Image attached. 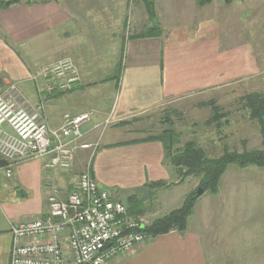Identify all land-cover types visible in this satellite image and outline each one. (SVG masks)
<instances>
[{
    "label": "crops",
    "instance_id": "1",
    "mask_svg": "<svg viewBox=\"0 0 264 264\" xmlns=\"http://www.w3.org/2000/svg\"><path fill=\"white\" fill-rule=\"evenodd\" d=\"M148 1L156 4L154 20L145 0L137 7L131 0H52L0 8V94L16 84L32 106L43 105L51 129L60 128L66 115L92 116L80 140L92 147L76 150L69 172L47 170V158L22 160L0 188V264H10L12 225L44 216L48 197L55 190L63 197L70 193L87 166L108 187L92 168L104 157L124 152L121 160L136 171L137 187L169 177L162 143L118 141L120 131H138L125 122L173 104L187 106L189 98L213 94L251 73L250 53L222 48L224 27L205 13L206 6L196 0ZM152 25L160 35L141 37ZM63 59L74 62L79 81L71 91L40 95L37 89L46 82L35 83L33 77ZM27 82H33V92L22 90ZM129 151L146 158L131 166ZM113 187L118 186L108 188ZM245 207L220 214L214 207L197 208L186 232L149 238L109 264H264V207Z\"/></svg>",
    "mask_w": 264,
    "mask_h": 264
},
{
    "label": "built area",
    "instance_id": "2",
    "mask_svg": "<svg viewBox=\"0 0 264 264\" xmlns=\"http://www.w3.org/2000/svg\"><path fill=\"white\" fill-rule=\"evenodd\" d=\"M33 81L46 82L37 89L40 95L65 93L79 74L71 59H63L42 67ZM42 109V104L32 106L16 84L0 94V160L7 162V177L19 161L29 159L47 158V170H69L76 150L92 147L80 142L90 113L66 115L60 128L51 129ZM47 204L44 216L12 225L10 264H109L150 238L143 230L148 223L130 215L125 204L98 183L90 165L76 177L70 193L63 197L55 190Z\"/></svg>",
    "mask_w": 264,
    "mask_h": 264
},
{
    "label": "rangeland",
    "instance_id": "3",
    "mask_svg": "<svg viewBox=\"0 0 264 264\" xmlns=\"http://www.w3.org/2000/svg\"><path fill=\"white\" fill-rule=\"evenodd\" d=\"M133 1V6L137 7L144 0ZM159 3L163 4L162 1H158V5ZM155 5L153 2L154 10ZM208 6L205 7V13L208 11L210 15L214 14L215 19L219 18V25L224 27L219 34L222 48L234 52L243 50L246 54L250 53L252 56L251 73L242 74L235 81L213 91V94L204 93L189 98L187 106L173 104L152 115H145L125 122L123 124L125 126L134 123L130 130L138 131L130 134L120 131L118 141L157 136L172 126L177 133L181 134L182 144L195 141L205 150L209 158L221 157L226 149L239 153L264 149L259 126L249 118L248 112L241 102L242 97L251 92L264 94V0H236L230 5H227L224 0H213L210 7ZM135 11L136 9L133 10L134 13ZM154 17H156L155 11ZM150 20L154 19L150 17ZM225 29H227V33L224 32ZM21 87L22 90L28 89V92H33L34 85L33 82H27ZM210 101H214L216 106L222 108L221 113H226L227 118L222 120L220 127H217V123L211 122L213 116L211 107L203 106ZM121 153L118 156H110L114 160L119 159L120 161L113 162L109 160L110 157H104L102 162L97 163L96 168H92L96 176L102 178L108 187L114 185L119 187L112 189L105 184L107 189H111L115 199L123 202L125 206L128 204V198L137 195L143 201L144 209L137 216L143 217L148 224L181 207L187 196L199 190L200 178L192 176L181 179L175 175L166 154L164 166L169 170V177L159 180L163 182L164 186L148 187L150 183L148 182L137 187L136 171H133L132 167L129 168L126 161L121 160L124 157V152ZM125 154H130L131 166L146 158L145 154L141 155L134 151ZM14 169L15 167L12 169L13 172ZM64 172L69 171L64 170ZM9 179L11 178L6 176L4 166L0 167V188ZM242 194H245V197ZM234 195L236 196L232 199ZM262 198H264V168L257 166L239 168L237 165H231L220 181L218 193L212 194L203 191L201 196H198L191 216L194 215L197 208L201 211L206 210L208 206L214 207L218 214L235 206L239 208L246 206L245 209L249 211L257 206L264 207ZM259 201L263 203L261 204Z\"/></svg>",
    "mask_w": 264,
    "mask_h": 264
},
{
    "label": "trees",
    "instance_id": "4",
    "mask_svg": "<svg viewBox=\"0 0 264 264\" xmlns=\"http://www.w3.org/2000/svg\"><path fill=\"white\" fill-rule=\"evenodd\" d=\"M52 0H0V8L8 9L19 4H45ZM148 5L150 17H154L153 2L145 0ZM236 0H224L227 5L232 4ZM197 5L204 7L213 2V0H196ZM158 26L147 28L141 37H155L160 35ZM241 102L247 110L249 118L259 126V134L262 139L264 148V94L261 92H251L242 97ZM203 106H210L212 109L211 122L222 126V120L227 118L226 113H221L222 108L216 106L214 101L207 102ZM143 142L159 141L162 143L166 157L170 160L174 174L185 179L187 177L196 176L200 178L199 188L204 192L216 194L219 191L220 181L231 165H237L239 168L248 166H257L264 168V149L250 152L239 153L226 149L219 158H209L204 149H202L195 141L181 143V134L177 133L171 126L165 129L157 136H150ZM162 187V181L150 182L148 187ZM198 200L197 192L190 194L185 199L181 207L172 210L167 215L154 219L143 230L150 237L155 238L166 235L171 232L184 233L188 229L189 218L194 212L196 202ZM128 213L132 216L140 215L143 209V201L134 195L128 198L126 205Z\"/></svg>",
    "mask_w": 264,
    "mask_h": 264
},
{
    "label": "water",
    "instance_id": "5",
    "mask_svg": "<svg viewBox=\"0 0 264 264\" xmlns=\"http://www.w3.org/2000/svg\"><path fill=\"white\" fill-rule=\"evenodd\" d=\"M6 161L5 160H0V167H3L6 165ZM203 193V189L199 188L198 192H197V196H201V194Z\"/></svg>",
    "mask_w": 264,
    "mask_h": 264
}]
</instances>
